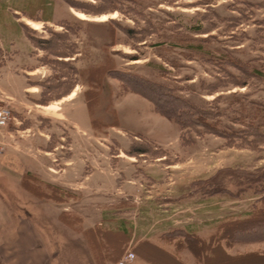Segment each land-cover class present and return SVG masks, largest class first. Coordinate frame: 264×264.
<instances>
[{"label":"rangeland","instance_id":"obj_1","mask_svg":"<svg viewBox=\"0 0 264 264\" xmlns=\"http://www.w3.org/2000/svg\"><path fill=\"white\" fill-rule=\"evenodd\" d=\"M137 78L217 132L162 115ZM0 97V240L28 221L49 264H117L131 234L208 252L264 208V0H0ZM226 235L222 264L262 258L264 226Z\"/></svg>","mask_w":264,"mask_h":264},{"label":"crops","instance_id":"obj_2","mask_svg":"<svg viewBox=\"0 0 264 264\" xmlns=\"http://www.w3.org/2000/svg\"><path fill=\"white\" fill-rule=\"evenodd\" d=\"M90 227L86 226L87 229ZM16 232L18 233L17 230ZM202 243L204 242L199 240L197 247H193L192 250L186 246L176 247L171 245L172 243L167 240L163 241L160 237L149 238L142 236L134 238V234H131L124 252L127 250L134 252L135 260L130 264H222L220 255L222 249L226 246L224 247L221 241L220 244H216L214 241L212 245L210 244L212 246L210 250L204 252L205 249L203 251L200 248ZM99 244L101 245V243ZM88 246H95V243H87ZM226 253L230 254H226L227 258H232V261H228L226 264H264V262H258L259 260L257 262L254 261L252 257L242 259L240 258L241 255L235 254L237 253L235 251L233 253L227 251ZM97 259L99 258L97 257ZM91 260L93 261V258ZM0 261L5 262V264H49L45 248L39 237L35 236V232L28 221H22V228L19 234L14 236L12 232L11 236L9 234L7 238L0 240Z\"/></svg>","mask_w":264,"mask_h":264},{"label":"trees","instance_id":"obj_3","mask_svg":"<svg viewBox=\"0 0 264 264\" xmlns=\"http://www.w3.org/2000/svg\"><path fill=\"white\" fill-rule=\"evenodd\" d=\"M105 71L112 73L115 77L119 78L122 81H126L124 77H122V74H119V72L113 70L112 68H105ZM131 81H133V84L135 85V86H132L134 91L140 93L141 95L146 97L148 100H150L154 104L155 108L162 115L174 121L180 127H191V126L199 127L201 126L211 131L217 132L214 129L213 125L207 121L209 117V113L207 111L198 109L197 107L191 105L190 103H187L185 100H183L180 97L172 96L171 94L168 93V91L162 85L150 83L147 80L142 79V78H137L136 80L134 79ZM180 106H182L180 110L176 109V108H179ZM183 114L187 115V117H182ZM262 121L264 123V114L262 115ZM221 133H224V132H221ZM262 201L264 202V197ZM262 226H264V208L260 207L258 209H254L253 211H251L249 214H247L243 218H236L234 220L225 222L222 234H220L221 233L220 232L217 238H214V240L211 241V243H208L209 245L208 247H211L210 244H212L214 241L216 244H218L221 238L223 239L225 238V237H222V235L224 236V234H227L226 236H228L229 241L226 242V244L228 245V243L231 244L234 242L233 240H235L234 239L235 233H238V232L248 233L258 228H261ZM121 232L122 234H126L128 232V228L124 226L121 229ZM88 241L90 243V240ZM128 241L129 239H127V241H125V243H123L120 246L117 252L116 258L119 259L122 256ZM93 243H95V246L99 245V244H96V242L94 241ZM186 247L191 248L193 250V248L191 247V244L186 245ZM260 254L262 258L258 262H264V253H260ZM242 256L243 255H241V257ZM107 258L110 259L111 261L118 260V259L113 260L108 256ZM98 262L99 260L97 261V264H100ZM0 264H4V263L0 262Z\"/></svg>","mask_w":264,"mask_h":264},{"label":"built area","instance_id":"obj_4","mask_svg":"<svg viewBox=\"0 0 264 264\" xmlns=\"http://www.w3.org/2000/svg\"><path fill=\"white\" fill-rule=\"evenodd\" d=\"M12 119L13 114L9 104L6 103L4 99L0 98V135L8 128ZM0 149H2V147H0ZM133 260H135L134 252L127 250L122 254L117 264H130Z\"/></svg>","mask_w":264,"mask_h":264},{"label":"bare ground","instance_id":"obj_5","mask_svg":"<svg viewBox=\"0 0 264 264\" xmlns=\"http://www.w3.org/2000/svg\"><path fill=\"white\" fill-rule=\"evenodd\" d=\"M82 18V17H81ZM72 96V94L69 96V97H71Z\"/></svg>","mask_w":264,"mask_h":264}]
</instances>
